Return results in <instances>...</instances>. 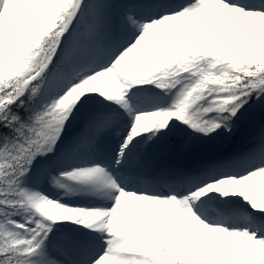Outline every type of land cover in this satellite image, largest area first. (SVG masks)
<instances>
[{"label": "snow or ice", "instance_id": "obj_1", "mask_svg": "<svg viewBox=\"0 0 264 264\" xmlns=\"http://www.w3.org/2000/svg\"><path fill=\"white\" fill-rule=\"evenodd\" d=\"M0 264H264V0H0Z\"/></svg>", "mask_w": 264, "mask_h": 264}]
</instances>
